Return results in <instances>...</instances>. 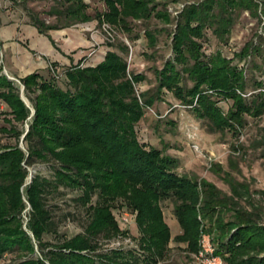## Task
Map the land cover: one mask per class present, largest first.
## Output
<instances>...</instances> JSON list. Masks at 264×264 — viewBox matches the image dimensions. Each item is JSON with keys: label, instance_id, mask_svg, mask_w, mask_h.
<instances>
[{"label": "trees", "instance_id": "trees-1", "mask_svg": "<svg viewBox=\"0 0 264 264\" xmlns=\"http://www.w3.org/2000/svg\"><path fill=\"white\" fill-rule=\"evenodd\" d=\"M103 2L105 9L95 14L98 24L106 23L121 33L130 31L128 19L172 22L166 2L160 0ZM240 11L260 20L264 0L185 4L174 19L172 57L155 69L153 95L137 93L135 87L145 76L129 73L126 59L110 45L94 66L79 61L56 74L51 64L46 74L32 72L19 78L34 110L31 115L20 87L1 73L0 65V101L8 109L9 130L16 138L12 145L0 144V257L18 248L24 256L36 249L40 255L16 264H156L165 257L171 239L160 202L171 200L181 229L173 239L184 243L188 254L197 253L200 235L205 232L223 264H264V188L251 191L249 184L226 172L227 194L208 180L179 174L178 158L162 149L146 148L135 131L144 108L151 107L163 91L203 120L210 132L238 134L246 116L264 115V82L255 81L253 90L257 92L247 95L244 69L233 63L235 57L240 61L256 50L260 53L259 44L248 42L234 58L220 51L206 56L202 50L206 30L226 43ZM46 14L55 23L47 24L37 14H29L30 23L43 34L93 19L84 0H59ZM144 33L149 46H154L155 35L149 30ZM118 49L124 52L128 47L120 43ZM218 97L231 101L226 112L218 105ZM17 124L28 125L22 139L25 130H19ZM251 147L264 160V125L258 126ZM36 164H48L52 176L34 174L26 183L28 168ZM71 192L75 193L71 198L75 209L84 213V223L81 232L67 238L58 228L75 211L58 218L54 213L60 206L48 204L47 199ZM119 200L137 212L140 252L122 247L99 251L100 240L128 236L113 212ZM27 206L25 230L22 214Z\"/></svg>", "mask_w": 264, "mask_h": 264}, {"label": "rangeland", "instance_id": "rangeland-1", "mask_svg": "<svg viewBox=\"0 0 264 264\" xmlns=\"http://www.w3.org/2000/svg\"><path fill=\"white\" fill-rule=\"evenodd\" d=\"M58 1L0 0V18L7 15L10 18L31 22L29 14L33 13L45 20L47 24H52L56 20L53 16H48L46 12L52 6L57 5ZM196 1L199 0H179L177 3L160 0L161 3L166 2V7L172 18L171 23H164L157 18H151L146 21L128 19L130 31L128 33L115 31V39L108 41L106 32L95 18L96 13H100L105 9L103 0H84L87 4V12L93 17L86 24L87 27L83 25L84 32L91 40V45L85 56L87 60L86 66H94L101 62L103 56L98 52L102 53L104 50L110 49V45H112L126 59L129 73H142L145 76V80L135 87L137 93L148 92V95L155 94L157 86L155 69L162 68L163 63L172 57L171 33L175 28L174 19L185 4ZM258 12H261V6ZM260 17V20L257 17H252L248 11L237 12L235 23L226 43L218 42L215 36L211 34V31L206 30L202 45V50L206 56L220 51L223 56L234 58V54L240 52L248 42H253V46L256 47L259 44L260 53L257 54L256 50L255 53L240 61L236 57L233 59V63L244 69L247 95L257 92V90H253L255 81L261 80L264 82V16L260 14ZM145 30L151 31L156 37V43L152 47L149 46L145 37ZM258 35L262 36V40ZM120 43L125 44L128 50L120 51L118 49ZM91 57H93L92 61L88 60ZM2 60L3 56L0 54L1 73L20 87V96L27 101L31 108L29 100L23 94V86L19 78L10 76L11 74L7 73ZM48 69H51V66ZM53 70L56 74H60L62 71L58 65H55ZM217 100L218 105L226 112L231 105V101L220 97ZM7 110L0 101V144L12 145L15 143L16 138L14 132L9 130L11 124L7 120L11 116ZM262 125H264V115L259 118L246 116V124L238 134L229 130H225L223 133L210 132L203 120L197 118L189 108L181 105L170 93L163 91L160 94V98L156 99L151 107L144 108V115L135 125V131L138 140L146 148L152 146L162 149L165 153L178 158L179 166L176 171L179 174L195 177L198 180H208L224 193L229 194L230 187L223 179L226 172L227 176L249 184L251 191L264 188V160L258 158L257 150L251 147V141L257 137V128ZM17 127L19 130L23 129L26 131L28 125L17 124ZM1 128H6L8 131L3 132ZM19 146L23 147L21 141H19ZM233 147L237 149L234 150ZM28 170L31 175L40 174L47 178L52 176V167L48 164H36L28 168ZM27 182H29V176L26 179ZM74 195L75 193L71 192L55 195V197L49 196L47 199L48 204L60 206L61 210H55L54 213L58 218H61L62 214L67 211H75L73 217H67L66 220L60 223L58 228L59 234L67 238L83 230L84 213L81 209H75V205L71 201ZM115 206L113 211L115 217L121 229L126 231L128 236H117L109 241L100 240L99 251L117 247L138 251L137 239L139 232L135 220L133 218L125 219L127 214L130 215V212H132L131 209L121 200L117 201ZM160 206L164 221L170 229L171 239L165 257L156 264H196L192 259V254L187 253L186 245L173 239L175 235L181 233V229L173 214L171 200H162ZM28 212L29 207L27 206L22 214L23 229L25 230ZM133 212L137 215L136 211ZM46 240H51V236H47ZM119 241L121 244L117 246L116 242ZM39 255L37 249L33 254L24 256L21 250L14 248L0 257V264H16L21 260L38 257Z\"/></svg>", "mask_w": 264, "mask_h": 264}, {"label": "crops", "instance_id": "crops-1", "mask_svg": "<svg viewBox=\"0 0 264 264\" xmlns=\"http://www.w3.org/2000/svg\"><path fill=\"white\" fill-rule=\"evenodd\" d=\"M88 23L59 27L43 34L29 21L1 16L0 54L4 69L10 76L21 78L32 72L46 74L52 63L62 70L79 61L86 65L91 40L83 25L87 27ZM106 51L98 53L104 56Z\"/></svg>", "mask_w": 264, "mask_h": 264}, {"label": "built area", "instance_id": "built-area-1", "mask_svg": "<svg viewBox=\"0 0 264 264\" xmlns=\"http://www.w3.org/2000/svg\"><path fill=\"white\" fill-rule=\"evenodd\" d=\"M103 30L106 32L108 41H113L116 36L115 30L108 24H101ZM136 214L130 212V215L127 214L128 218H133L135 220ZM117 246H120L121 242H116ZM192 259L196 264H223L222 258L219 255L215 254V247L213 245L211 236L207 233H202L199 239V249L197 253L192 255Z\"/></svg>", "mask_w": 264, "mask_h": 264}, {"label": "water", "instance_id": "water-1", "mask_svg": "<svg viewBox=\"0 0 264 264\" xmlns=\"http://www.w3.org/2000/svg\"><path fill=\"white\" fill-rule=\"evenodd\" d=\"M22 98V97H21ZM22 100L25 102V104L29 107V105L27 104V101L25 100V99H23L22 98ZM31 109V115L34 113V110L32 109V108H30ZM27 129H28V127H27ZM27 129H26V131H27ZM26 131H25V133H26ZM25 133L22 135V137L25 135ZM22 137H21V139H22ZM31 177H32V175L31 174H29V181H30V179H31Z\"/></svg>", "mask_w": 264, "mask_h": 264}]
</instances>
